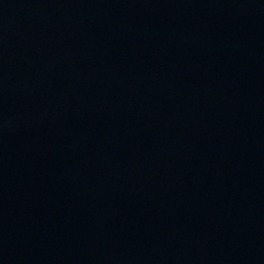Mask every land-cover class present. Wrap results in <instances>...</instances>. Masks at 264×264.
Returning a JSON list of instances; mask_svg holds the SVG:
<instances>
[{"label": "water", "instance_id": "95a60500", "mask_svg": "<svg viewBox=\"0 0 264 264\" xmlns=\"http://www.w3.org/2000/svg\"><path fill=\"white\" fill-rule=\"evenodd\" d=\"M0 264H264V0H0Z\"/></svg>", "mask_w": 264, "mask_h": 264}]
</instances>
